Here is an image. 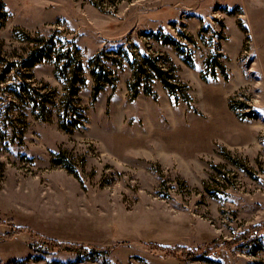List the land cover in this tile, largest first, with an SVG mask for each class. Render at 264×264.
Segmentation results:
<instances>
[{"label": "rangeland", "instance_id": "374dc122", "mask_svg": "<svg viewBox=\"0 0 264 264\" xmlns=\"http://www.w3.org/2000/svg\"><path fill=\"white\" fill-rule=\"evenodd\" d=\"M256 1L0 0V264H264Z\"/></svg>", "mask_w": 264, "mask_h": 264}, {"label": "trees", "instance_id": "16d2710c", "mask_svg": "<svg viewBox=\"0 0 264 264\" xmlns=\"http://www.w3.org/2000/svg\"><path fill=\"white\" fill-rule=\"evenodd\" d=\"M148 66L153 70V71H156L157 73H158V75H159V77L160 78H162L163 80H164V82L167 84V86L168 87H170L171 86V84H170V82L169 81H167L166 79H165V77H164V75H165V72H164V70H162L160 67H158L157 66V64L155 63V62H153V61H151L150 63H148ZM140 68V67H139ZM138 71H140V72H138ZM137 71V74L138 73H143V70H138ZM94 74H95V76H96V72H94ZM98 77V76H97ZM100 80H99V78L97 79V83L98 84H100V82H99ZM100 88V85L99 86H97V90ZM70 105V104H69ZM67 108H66V112H67ZM68 112H70L69 110H68ZM246 237V236H245ZM256 238H253V239H258L259 238V236L258 235H256L255 236ZM258 237V238H257ZM244 238V236H242L241 237V239H243Z\"/></svg>", "mask_w": 264, "mask_h": 264}, {"label": "crops", "instance_id": "0c3cea01", "mask_svg": "<svg viewBox=\"0 0 264 264\" xmlns=\"http://www.w3.org/2000/svg\"><path fill=\"white\" fill-rule=\"evenodd\" d=\"M256 2H257V3H259V1H258V0H257Z\"/></svg>", "mask_w": 264, "mask_h": 264}]
</instances>
